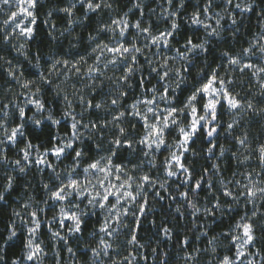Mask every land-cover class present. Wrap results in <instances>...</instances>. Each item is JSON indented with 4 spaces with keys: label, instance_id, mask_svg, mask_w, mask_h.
<instances>
[{
    "label": "snow or ice",
    "instance_id": "1",
    "mask_svg": "<svg viewBox=\"0 0 264 264\" xmlns=\"http://www.w3.org/2000/svg\"><path fill=\"white\" fill-rule=\"evenodd\" d=\"M164 2L168 24L160 29L149 16L157 11L163 16L165 9L157 0H135L130 11L139 18L134 21L128 13L121 14L119 0H59L55 5L52 0H0V11L8 9L3 21L8 27L0 33V51L8 50L0 57V191L11 190L0 195V201L8 204L18 179L27 181L24 174H31L33 168L42 173L40 190L46 196L43 200L35 197L42 208L30 207L34 197H28L22 202L23 210L12 212L19 225H28L23 231L26 235L17 232L18 225L7 227V243L18 240L22 249L27 248L21 261L43 264L47 251L41 240L33 239L42 225L48 226L60 245L66 238L61 227L79 241L87 231L89 217L95 216L98 230L88 233L95 246L85 240V255L107 256L106 264H131L134 257L147 262L156 252L169 264L170 254L159 248L146 249L148 254L140 257L144 245L138 233L149 215L155 217L154 205L163 201L161 207L176 205L174 226H166L167 216L158 226L155 218L150 223L165 241L175 239L186 249L184 264H198L205 253L212 257L210 264H255L249 259L254 255L264 264V33L248 40L246 47L240 44L238 50L229 45L215 67V61L207 59L213 49L205 43L213 39L226 43L225 32L220 31L225 28L224 21L227 26L231 22L230 34L236 40L244 27V14L257 16V8L242 6L239 0H223L221 10L226 6L231 12L224 20L219 13L213 15L214 9L221 7L216 0H203L187 20L203 29L204 39L186 37L177 47L182 11L176 9L186 11L187 2ZM43 9L51 21L42 23L48 24L47 35L57 40L59 50L46 62L47 72L34 74L36 79L26 78L19 56L9 58L17 47L12 41L23 38L29 47V41L37 36ZM104 15L107 20L101 18ZM259 16H264V3ZM58 19L65 24L60 32H68L64 37L68 53L53 35ZM93 20L96 26L88 31ZM78 29L87 32L90 43H85ZM73 34L79 41L75 47L69 39ZM156 53H160L158 58ZM52 73L63 80L57 83L50 78ZM46 88H55L63 102L60 119L55 118L48 102L39 98ZM21 98L26 106H20ZM30 116L36 117L31 120L34 128L46 127V121L47 126L62 127L66 121L70 133L58 132L51 147L34 144L25 135ZM85 135L82 147L79 141ZM205 137L206 146L198 150L195 145ZM89 146H94L95 154L86 150ZM14 149L16 158H10ZM50 157H55V162ZM201 158L206 164L197 170ZM65 160L70 163L59 168ZM45 209L54 212L50 219ZM189 209L191 228L200 230L198 221H205L196 239L207 238L210 247L198 251L186 233L181 239L180 233L174 232ZM218 218L222 223L228 218V229L209 238L208 228ZM120 235L126 245L115 247L113 240H119ZM221 239L227 244L221 245ZM218 247L225 248L223 254ZM64 251L76 254L63 244L58 249L61 261Z\"/></svg>",
    "mask_w": 264,
    "mask_h": 264
},
{
    "label": "clouds",
    "instance_id": "2",
    "mask_svg": "<svg viewBox=\"0 0 264 264\" xmlns=\"http://www.w3.org/2000/svg\"><path fill=\"white\" fill-rule=\"evenodd\" d=\"M142 2L143 3H148L149 0H142ZM183 2H184V0H181V3H183ZM239 2L241 3L242 6L245 5V4H252V5H254L257 8L256 21L259 20V23L257 22L255 27H257L259 29L258 33H264V16H259V12L261 10V5H262V3H264V0H239ZM41 3H46V0H41ZM52 3H53V5H55L56 0H52ZM197 3H199V0H197ZM134 4H135V0H132L131 7H129L127 9V11H124L123 13L130 14L131 13L130 9L133 7ZM157 4L162 5L163 8L165 9L163 16L160 15L159 11L154 12V13L150 12L149 16L151 18H154L157 21V23H159V22L163 21L169 15V13L166 11L167 4L164 2V0H163V2H161V0H157ZM46 11H47V9H46ZM176 11H183V10L178 8V9H176ZM7 12H8L7 8L3 9L2 11H0V16L4 17L2 20H0V33H2L4 31V29L8 27L6 24L3 23V21L5 19V16L7 15ZM217 13H219V15L222 16L224 20H228L229 16L231 15V12H229V10H228V8L226 6L223 8V10H220V11H215L214 10L213 15L215 16ZM113 15H115V12L113 13ZM248 16H249V14H244V18H243V21H242L243 26H245L247 24ZM141 18L143 19V17H141ZM41 19H42V21H44L45 19H48L49 21H51V17L46 16L45 14H43ZM185 19L187 20V17ZM213 22H215V21L213 20ZM44 25L47 27V32H49L50 29L48 27V24H44ZM231 29H232V25H231V22L229 21V24H228L227 28H223L220 31L221 32L228 31L230 33ZM240 34H241V31L237 33V36L240 35ZM257 34L255 36H257ZM53 35H56L57 39L60 41V43L63 44L64 37L68 36V32L67 31L60 32V29L58 28V29L53 31ZM75 35L76 34H73L72 36L69 37V39L71 41H73L72 47H75L79 43V41L75 40ZM47 38L51 41L52 45H56L57 44V40L51 39V37L48 36V35H47ZM233 40H234V38H233ZM85 42L86 43H90L88 38H87V40ZM3 43L7 44L8 41H4ZM12 43L17 45V47L13 49V52L17 56L23 57L24 59H27L29 66L34 68V69H36L38 71V73H45V72L48 71V69H45L43 67L41 61L44 60L46 62H49L51 60V57L56 55V52H57L55 50V48H50V52L49 53H43V54L39 53V54H34L33 56H30V49L27 46V44H28L27 41H25V40H23L21 38H18V39H14L12 41ZM205 43L206 44L210 43V41H205ZM21 45H24V47L21 48L20 47ZM167 51L168 50L165 49V52H167ZM65 52L66 53L69 52V45H68V48L65 50ZM148 55L150 57L152 56L151 53H148ZM159 55H160V53H156V57L155 58H158ZM2 56H3V54H0V57H2ZM192 59L195 60V57H192ZM177 63H178V61H177ZM204 66L208 67L207 64H205ZM192 67H193V70L195 72L196 64L194 63L192 65ZM110 74L111 73H109V75ZM50 78L55 80L57 83H60L63 80V76L58 77L57 73H52ZM197 79H199V77H197ZM37 83H40V81L38 80ZM61 86L64 87V85H61ZM53 92H54V94L56 96V89L55 88H53ZM39 98L40 99H44L43 96H41V95H40ZM56 98L59 99L57 96H56ZM20 106H26V101L25 100L20 101ZM14 107H16V105H14ZM49 107L51 108L50 105H49ZM6 111H7V109H6ZM41 115H47V113H44V114L36 113V116H41ZM35 118L36 117L30 116L28 123L31 124V120L35 119ZM81 132L85 133L86 129L82 128ZM86 138L87 137L85 135L79 141L82 147L84 145V141H85ZM108 142H109L108 139H105V142H104V147L105 148L108 147ZM206 155H207V153H204V156H206ZM0 176H2V173H0ZM24 176H26L28 178V174H24ZM9 191H11V190L8 189L6 191H0V195H7ZM25 191L26 192L28 191V186L27 185H25ZM28 197H34L32 200L29 201L30 207H41V208L43 207V205H37L36 204L35 195H33L32 193H29L27 195L26 200L28 199ZM161 202H163V201H161ZM17 203L21 204L20 210H23V204L21 203V201H17ZM0 204H3L5 206H7V204L4 201H0ZM173 212L176 214L175 208L173 209ZM25 218H27V213H25ZM183 219L184 218L182 217L181 220H183ZM53 223H55V221H53ZM13 225H18V227H17V232L18 233H20L21 231H24L28 227V225H26V224L25 225H19V221H18L17 217H15V216H13V218L11 220V223H8L7 227L10 229ZM191 230L195 231V232H199L200 230H203V224L201 225V229L200 230H197L194 227L191 228ZM4 231L5 230L3 228H0V234H2ZM49 231L51 233V230H49ZM60 231L61 232L64 231V228L61 227ZM123 231L124 230L121 229V232H123ZM65 235H66V238H65L63 244H64L65 247H67V246H69V239L72 238V236H71V234H67V233H65ZM8 236H9V232L8 231H7L6 235H0V264H29L28 261H26V260L21 261V259H20L21 256L26 254L27 248L21 249L19 251V255L17 256V258L10 259V260L9 259H5L6 250L12 244H15L18 241V240H13L12 243L9 244V243H7ZM33 239H37V237L34 236ZM51 240H52L51 251H50V253L47 251V256L44 258L43 264H93V260H95V264H106V262L108 261V257L107 256L91 257V255H90L88 257V259H82L81 257H78L75 253L70 254L68 252L67 253L69 255H67V257L63 261H61L59 255H58L59 245L57 244V238L51 236ZM167 241L169 242V245H171L172 240L169 239ZM79 242L80 241H77V243H79ZM164 242H165V237L163 236V234L161 233V234L158 235L156 233V236L154 238H151L146 243H143L144 247L140 249V257L142 258L144 255H146L145 254V250L146 249H150V248H159L160 252H165V248L163 246ZM42 243H44V241H42ZM113 244H114L115 247H120L122 245H126L125 238H123V236L120 235V239L119 240H115L114 239L113 240ZM84 245H85V240H83L81 246L84 247ZM153 245H155V246H153ZM177 247H178V250L182 249L183 251L182 252L178 251L176 259H177V261H182L183 264H184V254L186 252V249H183V246L181 244H178ZM197 250L199 251V248ZM170 251H172L171 247H169V250L167 252L169 253ZM209 255L210 254H208V253H205L204 255H201V257L199 258L198 264H210V261H211L212 257L210 255V258H209ZM158 256H159V253L152 252L151 255H150V259L147 262H144L142 259L138 261L137 258L134 257L131 260V264H153L154 261L156 262V264H165V261H166L167 258L163 257V256H159V259L157 260ZM249 259H254L255 260V264H262L261 258L258 255H254L253 257H249ZM190 264H191V262H190ZM245 264H246V262H245Z\"/></svg>",
    "mask_w": 264,
    "mask_h": 264
},
{
    "label": "trees",
    "instance_id": "3",
    "mask_svg": "<svg viewBox=\"0 0 264 264\" xmlns=\"http://www.w3.org/2000/svg\"><path fill=\"white\" fill-rule=\"evenodd\" d=\"M59 0H56V3H58ZM121 3H125L122 7L123 11H127V9L130 7L128 6L129 3L127 0H119ZM47 3V0H46ZM63 6V5H62ZM46 9H43L40 13V22L38 23V32L37 36L34 40L29 41V49H30V55H34L37 53L43 54V53H49L50 48H55L56 51L59 49L55 47V45L51 44V41L47 38V27L42 23L41 17L43 16ZM256 19V16H253L249 14L247 24L251 25ZM57 25L60 28H63L65 26L63 20H56ZM87 23V22H86ZM96 26V21L93 20L92 27L88 29V31H92V29ZM250 29V28H249ZM78 33L83 37L84 41L87 40V32L78 29ZM186 37H191L193 40L195 39V34L192 28H190L188 25L181 23V27L178 30V34L176 35V40L179 42L176 46H181L185 42ZM238 39H241L242 37L237 36ZM231 39V38H230ZM230 39L226 40V43L230 42ZM86 43V42H85ZM220 45L222 43L218 41H213L209 47L213 49V56L210 55L207 57L209 63L215 61V63L212 65L213 67L216 66V64H219L217 51L220 48ZM68 48L67 41H63V49L64 51ZM8 52L7 49H4L3 51H0V54H6ZM13 57H17L14 55V53L11 51V54L9 55V58L12 59ZM21 64L24 65L25 61L23 57H18ZM15 62V61H14ZM194 71V70H193ZM3 86V81H0V87ZM187 93V92H185ZM184 93V94H185ZM45 100L48 102V104L52 107L53 105L56 106L55 99L52 96H45ZM53 106V107H54ZM46 127L44 128H34L32 125H28L25 130V135L28 137V139H31L34 144L42 145L43 147H51V143H54V137L57 135V133H70L69 126H65V124L62 122V127L59 126H47L48 123H45ZM87 143V142H86ZM204 146H206V143H204ZM198 149V148H197ZM91 152V154H95L94 146H89L88 149ZM173 191H175L173 189ZM20 192L18 190L13 191L11 197L9 198L7 206L0 204V228H3L5 231L0 235H6L7 234V225L12 220L13 215L12 212L15 209V201L13 200L14 197L18 196ZM204 193H201V197L204 196ZM164 203H159L157 208L154 211L155 217L152 215H149L147 220L143 221V230L138 233V236L141 237V243H146L149 239L154 238L156 236V228L150 223V221L155 218L157 220V226L159 225L160 221L167 216V220H165L166 226L173 227L174 226V217H176L177 214L173 212V207L171 209L165 207H161V205ZM238 218V217H236ZM228 218H225L224 222L222 223L220 219L216 221L215 224L212 225L211 230H209V233L211 235H214L213 229L216 230V233L222 232L227 230L228 228ZM185 219L179 220V227H174V232L180 233V238H183V233H186L189 237L193 239L194 245H199L201 247H204L206 244L207 238L201 237L200 239H196V237L199 235V232H195L191 230L190 224H189V217H187V222L185 223ZM95 226L92 225V219H89V224L87 231L83 233L84 238H89L90 235L88 233H91L94 230ZM23 235V234H22ZM177 243L175 242V239L172 240L171 245H169L168 241L164 242V248L165 251L169 250V247H171L172 251L169 252L170 254V260L174 259V257L177 256L178 251L182 252V249L178 250ZM155 246V245H153ZM22 249V247L19 244V241H17L15 244H12L7 250H6V259H14L17 258L19 255V251ZM170 264V261H169Z\"/></svg>",
    "mask_w": 264,
    "mask_h": 264
},
{
    "label": "rangeland",
    "instance_id": "4",
    "mask_svg": "<svg viewBox=\"0 0 264 264\" xmlns=\"http://www.w3.org/2000/svg\"><path fill=\"white\" fill-rule=\"evenodd\" d=\"M127 1L129 2V0H127ZM161 2H163V0H161ZM186 2H187V10L186 11H182V19L180 20V24L183 22L184 24L188 25L194 31L195 39L198 37L200 40H203L204 39V36H205V33H204L203 29L202 28H198L197 26L190 24V22L185 19L187 16H189L191 14V12L194 10V8L196 6H198V5H200V4L203 3V0H199V3H197V0H186ZM119 3L121 4L120 12L122 14L124 12L123 9H122V7H123V5L125 3H121V2H119ZM149 3H150V0H149ZM216 3L217 4H220L221 7L220 8H215L214 10L215 11H220L221 8L223 7V0H216ZM126 4H128V6L131 7V3L130 2L129 3H126ZM151 7L156 8L157 7V4L156 3H151ZM13 10H15V5L14 4H13ZM129 16H130V19H132L133 21L135 19L139 18L138 15H133L132 13H130ZM3 18L4 17L0 16V20H2ZM101 18L104 19V20H107V15H104ZM151 20L155 24H157L160 29H163V28L167 27V24H168L167 21H164L163 20V21L157 23V21L154 18H151ZM209 22H213V21H209ZM223 23H225V28H227V21H224ZM256 23H257V21L255 19V21L251 25H248V26L245 25L241 29V34L238 35V36L242 37L241 39L236 38V40H233L232 37H231V34L228 31H225V40H228L230 38L231 39H230V42L229 43H225V42L218 41V42L222 43V45H220L219 50L217 51V53H218L217 56H218L219 63H220L221 52L224 51V50H227V48H228L229 45L234 46L237 50L239 49L240 44H243L245 47L247 46V41L250 40V39H253L255 37V35L259 32V29L257 27H255ZM58 28H60V27L58 26ZM21 39H23V38H21ZM213 41H217V40L213 39L210 42V44ZM177 47H179V46H177ZM11 51L13 52V50H11ZM213 54H212V56H213ZM14 55L17 56L15 53H14ZM30 56H32V55H30ZM41 63L43 65V67L46 69V61L42 60ZM198 63H199V61H198ZM23 70L25 72L26 78L36 79V75H34V74H37L38 71L36 69L30 67L29 64L26 61H25V64L23 65ZM153 83H155V81H153ZM2 88H3V86L0 87V90H2ZM70 91H71V89H69V92ZM187 95H188V93H185L184 94V97H186ZM41 96H43L44 99H45V96H52L55 99L56 106L53 105L54 107L52 106L51 108L56 113V118L57 119H60L61 118V113H62V110H63V108H62L63 102L60 99H57L56 98V96H55V94L53 92V89H47L46 88L45 91L43 93H41ZM184 97H181V99H183ZM22 100H23V98L20 99V101H22ZM129 102H131V99L129 100ZM227 118L228 117H225V119H227ZM62 122L65 124V126H68V122H66V121H62ZM45 123H48V122L46 121ZM28 125H31V124H28ZM69 128H70V126H69ZM59 134L60 135H64L63 133H59ZM206 141H207V138L205 137L201 141H199L197 143V145H195V146L199 150V147L200 146H204V143H206ZM169 142H171V138L169 139ZM221 142H224L223 139L221 140ZM22 146L23 145H21V147ZM164 154L167 155L166 152ZM10 158H16V156H15V149L13 150V152L10 153ZM50 158L53 160V162H55V157H50ZM158 159L162 160L163 157L158 155ZM69 163H70L69 160H65L63 164H60L59 165V168H63V167H65ZM202 164H206V162L203 159H199L198 162L196 163L197 170H199V168H200V166ZM2 171H3V169H0V172H2ZM46 173H47V170L44 171V174H46ZM161 175H163V174L161 173ZM41 176H42V173L38 172L36 168H33L31 170V174L28 175L27 181H25L23 178H19L18 179V182L16 184V190H18L20 192V194L18 196L14 197V199H13L15 201V203H16L15 204V210H20V208H21V204L20 203H17V201H21V203L23 201H26L27 195L29 193H32L33 195H35V197H36L37 200H43V199L46 198L45 193L40 190L41 187H42V185L40 184ZM0 179H2V176H0ZM25 185H27V186L28 185H31V187H28V191L27 192L25 191ZM203 202H204L203 199H201V203H203ZM160 203H165V202H160ZM158 204H155L154 205L153 210H155L157 208ZM175 206L176 205L174 203L173 204V208H175ZM45 211H46V214H47V218H49V219L54 214L53 211H49L47 209H45ZM187 217H189V221H190L191 220L190 210H189V214L185 218V220H186L185 223L187 222ZM89 219H92V225L95 226L94 230H98L99 225L95 222L96 219H97V217L93 216V217H89ZM218 220H219V218H218ZM198 222L201 223V224L205 223V221H204L203 218L200 221H198ZM208 223L211 224V221L209 220ZM212 225L213 224H211V226L208 228V232H209V230H211ZM225 231H227V230H225ZM65 232H66V229H64V231H62L61 234L63 235V234H65ZM213 232H214V235L219 236V234L222 233V232H224V231L219 232V233H216V230L213 229ZM20 233L23 234V235H26L25 233H23V231H21ZM211 236H213V235H211L209 233V238ZM37 238L39 240L44 241L43 246L45 247V250L50 253L51 247H52V240H51V233H50V231L48 229V226L46 224L42 225L41 230H40V233H39V235H38ZM97 239H98V237H97ZM83 240H87L90 243H92L93 246H95V241H93V238L91 236L89 238H84L83 236H81L80 239H79V241H80L79 243H77V241L74 238H70L69 239V246L73 247V249L76 251V255L78 257H81L82 259H88V257L91 254L90 253H88V255H85L84 254L85 249H84V247L81 246ZM219 243L221 245H226L227 244V241H224V240L221 239ZM194 246L197 247V248L210 247V246L207 245V240H206V244H205L204 247H201L199 245H194ZM59 247L62 248L63 247V244L61 243L59 245ZM218 251L221 254H223V252L225 251V248L224 247H218ZM126 254L127 253H125V255ZM145 254L146 255L148 254V250H145ZM67 255H69V254L66 251L62 252V254H61L62 261L67 257ZM209 258H210V255H209ZM170 264H183V262L182 261H177L176 257H174V259L170 260Z\"/></svg>",
    "mask_w": 264,
    "mask_h": 264
}]
</instances>
